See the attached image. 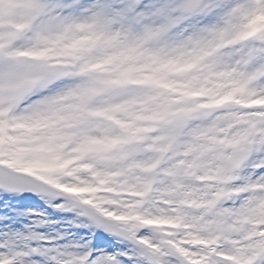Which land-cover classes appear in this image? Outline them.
I'll return each mask as SVG.
<instances>
[{"label":"snow or ice","instance_id":"obj_1","mask_svg":"<svg viewBox=\"0 0 264 264\" xmlns=\"http://www.w3.org/2000/svg\"><path fill=\"white\" fill-rule=\"evenodd\" d=\"M0 264H264V0H0Z\"/></svg>","mask_w":264,"mask_h":264}]
</instances>
